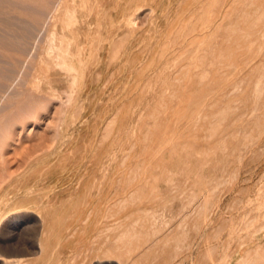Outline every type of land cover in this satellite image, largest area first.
Returning a JSON list of instances; mask_svg holds the SVG:
<instances>
[{
  "label": "rangeland",
  "instance_id": "obj_1",
  "mask_svg": "<svg viewBox=\"0 0 264 264\" xmlns=\"http://www.w3.org/2000/svg\"><path fill=\"white\" fill-rule=\"evenodd\" d=\"M5 1L0 264H264V0Z\"/></svg>",
  "mask_w": 264,
  "mask_h": 264
},
{
  "label": "bare ground",
  "instance_id": "obj_2",
  "mask_svg": "<svg viewBox=\"0 0 264 264\" xmlns=\"http://www.w3.org/2000/svg\"><path fill=\"white\" fill-rule=\"evenodd\" d=\"M11 1V0H10ZM16 1V0H15ZM20 1H24V0H20ZM32 1V0H31ZM38 1H41V0H38ZM38 1L36 2V1H34V2H36V4L38 3ZM251 1V0H250ZM25 2L26 3H28L27 2V0H25ZM24 2V3H25ZM42 2V1H41ZM44 2V1H43ZM252 2H254L253 0H252ZM252 2L250 3V4H252ZM23 3V2H22ZM31 4H32V2H30ZM45 3V2H44ZM47 4L49 3V2H46ZM6 4V1L5 0H0V28H1V26H3V24H4V22H3V17L5 16L4 15V13H3V11L5 12V8H4V5ZM16 4V3H15ZM17 4H19V3H17ZM31 4H29V5H31ZM36 4H32L31 6L32 7H34V5L35 6H37V9H34V11H41L42 9H41V7H39L38 8V5H39V3L36 5ZM41 5H42V3H40ZM44 4V6L42 7L43 8V14L42 15H44V13L47 15H49L50 13H51V8H50V5L48 4ZM249 4V5H250ZM47 5V6H46ZM249 5H248V7H249ZM6 6V5H5ZM40 6V5H39ZM255 6H258V5H256V3H255V5H254V3H253V5H252V7H255ZM32 7H30V8H32ZM251 7V6H250ZM249 7V10L251 9ZM6 8H7V6H6ZM27 8V7H26ZM256 8V7H255ZM261 8V7H260ZM260 8L258 7V9L257 10H260ZM45 9V10H44ZM263 9V8H262ZM33 10V9H32ZM253 10V9H252ZM248 11V10H247ZM15 12V11H14ZM32 12V11H31ZM257 12V11H256ZM20 13V12H19ZM53 13V12H52ZM3 15V16H2ZM33 15V14H32ZM46 15H44V16H46ZM262 15H264V13L262 14ZM13 16V15H12ZM16 16V15H15ZM38 17V16H37ZM49 17V16H48ZM47 17V18H48ZM53 17V16H52ZM31 18H33V16L31 17ZM40 18V17H39ZM260 18V17H259ZM34 19H36V18H34ZM45 19V18H44ZM43 19V20H44ZM50 19V18H49ZM41 20L42 19H38L37 21L35 20H30L29 22H30V24L29 25H31V26H33V27H37V29H38V26L40 27V25L43 23V22H41ZM48 20V19H47ZM9 21V20H8ZM26 21V20H25ZM49 21V20H48ZM3 23V24H2ZM48 23V22H47ZM9 24V23H8ZM44 25H46V23H43L41 26L42 27H44ZM48 26V25H47ZM9 27V26H8ZM49 27V26H48ZM18 28V27H17ZM31 29V28H30ZM41 29V28H40ZM27 30V29H26ZM25 30V31H26ZM47 30V29H46ZM27 32V31H26ZM43 32V31H42ZM34 33V32H33ZM32 33V34H33ZM9 34V33H8ZM22 34V33H21ZM31 34V33H30ZM40 34H42V33H40ZM237 33H235V37L236 36H238V35H236ZM20 35V34H19ZM241 35V34H240ZM249 35V34H248ZM22 36V35H21ZM241 36H245L246 37V35H241ZM6 37V36H5ZM37 37V36H36ZM248 37V36H247ZM241 38V37H240ZM249 38V37H248ZM5 39V38H4ZM14 39V38H13ZM29 39V38H28ZM38 39V38H37ZM243 39V38H242ZM247 39V38H246ZM39 40V39H38ZM237 40V39H236ZM235 40V41H236ZM3 41V40H2ZM41 41V40H40ZM238 41V40H237ZM18 43V42H17ZM223 43H224V41H223ZM252 43V42H251ZM7 44V43H6ZM33 44V43H32ZM226 44V43H225ZM224 44V45H225ZM35 45V44H34ZM254 45V44H253ZM35 47V46H34ZM223 47V46H222ZM243 47V46H242ZM17 48V47H16ZM221 49V48H220ZM253 49V48H252ZM15 50V49H14ZM32 50H33V48H32ZM31 50V51H32ZM37 50V49H36ZM219 50V49H218ZM16 51V50H15ZM250 51V50H249ZM13 52V51H12ZM25 52V51H24ZM28 52H29V50H28ZM221 52V51H220ZM33 53V52H32ZM21 54V53H20ZM30 54V53H29ZM205 54V53H204ZM223 54V53H222ZM208 56H209V53L207 54ZM210 55H213V57L212 58H214V57H216V56H214V55H216V54H214V53H211ZM26 56V55H25ZM205 56H206V54H205ZM230 56H232V55H230ZM27 57V56H26ZM28 57H29V55H28ZM31 57V56H30ZM33 57V56H32ZM211 57V56H210ZM219 57H220V55H219ZM0 58H1V61L3 62V61H6L7 63L9 62L11 65L9 66V67H12V68H10L9 70H11L12 69V73L13 74H16L18 71V64H17V62L19 61L18 60V58L15 56H12V55H10L9 54V52H7V51H5L3 48H1L0 47ZM204 57H202V60L204 61L206 58L208 59V57L206 56V58H204ZM23 58H21V60H22ZM28 59V58H27ZM35 59V58H34ZM227 59V58H226ZM229 59V58H228ZM18 60V61H17ZM20 60V61H21ZM209 60V59H208ZM222 60H224V59H222ZM23 61V60H22ZM206 61V62H205ZM204 62L206 63V65L208 64L207 62V60H205ZM211 61V66L213 65L212 64V60H210ZM26 62V61H25ZM201 62V61H200ZM203 62V63H204ZM202 63V62H201ZM202 63V64H203ZM205 63H204V66H205ZM214 63V62H213ZM217 63V62H216ZM221 63V62H220ZM209 65V64H208ZM195 67H196V65H194ZM199 66V63L197 64V67ZM201 67H203V73L204 74H208V72H210V71H206L205 72V70H206V66L204 67V66H202V65H200ZM211 66L209 67L210 69H211ZM215 66V65H214ZM213 66V67H214ZM195 67L194 68H192L193 70L195 69ZM201 67H199L200 68V70H201ZM208 67V66H207ZM212 67V68H213ZM218 67H219V65H218ZM233 67V66H232ZM235 67H237V66H235ZM23 68V67H22ZM199 68H196V70L197 69H199ZM204 68H205V70H204ZM208 68V69H209ZM6 69V68H5ZM8 69V68H7ZM34 69V68H33ZM2 70H4V69H2ZM8 70V71H9ZM198 71V70H197ZM202 72V71H201ZM9 73H11V72H9ZM192 73V72H191ZM200 74V73H199ZM202 74V73H201ZM204 74H202L203 75V77L202 78H204L205 76H204ZM9 75V74H8ZM209 75H210V73H209ZM13 76V75H12ZM224 76V75H223ZM4 77V76H3ZM18 77V76H17ZM5 78V77H4ZM15 79H17L18 80V78H16V77H14ZM206 78V77H205ZM208 78V77H207ZM7 79V78H6ZM11 79V78H10ZM13 79V78H12ZM199 79V78H198ZM3 80V79H2ZM16 80V81H17ZM209 80V79H208ZM4 81V80H3ZM16 81L14 80V82L16 83ZM180 81V80H179ZM11 83L10 84H12L13 83V80L12 81H10ZM18 82V81H17ZM200 82H202V81H200ZM9 83V82H8ZM9 84V85H10ZM17 84V83H16ZM8 84L6 85V84H3V82H0V89L1 90H6V92H7V94H9L8 92H10V91H13L14 90V87L15 86H13V84L12 85H10L9 86ZM18 85V84H17ZM21 85V84H20ZM211 86H212V84H211ZM210 88V87H209ZM239 88V87H238ZM237 88V89H238ZM0 90V91H1ZM6 92H4V93H6ZM11 95V94H10ZM5 96V95H4ZM12 96V95H11ZM18 96V95H17ZM19 97V96H18ZM24 97V96H23ZM9 98H12V97H10L9 96ZM9 98H6L5 99V97H2V100H7V99H9ZM25 98V97H24ZM10 100V99H9ZM27 100H29L28 98H27ZM194 101V100H193ZM13 102V101H12ZM9 103V102H8ZM29 103V102H28ZM24 104V103H23ZM22 104V105H23ZM31 104V103H30ZM4 105V104H3ZM7 105V104H6ZM5 105V106H6ZM24 105H26L25 107L27 108L28 106H27V102H26V104H24ZM33 106H34V104H32ZM1 107V106H0ZM18 107H19V105H18ZM2 108H5V107H2ZM12 108V107H11ZM36 108V107H35ZM7 109V108H6ZM30 109V108H29ZM3 111V110H2ZM5 111H7V110H5L4 109V112ZM19 111V110H18ZM32 112V111H31ZM1 115V114H0ZM7 115V114H6ZM5 114H4V116H0V160L1 161H3V159H5V155H6V151L7 150H10L9 148L10 147H12V143H13V137H12V134H13V132H14V129H13V131H12V129H10V127L12 126V124H10V126L8 127V125L6 126H4V119H8L9 120V118H10V116L8 117V115L6 116ZM34 115V114H33ZM36 122H37V124H38V122H41V120H42V116H39V113H38V115L36 116ZM17 120V119H16ZM18 121V120H17ZM9 121H7V123H8ZM40 124V123H39ZM6 127V128H5ZM12 128V127H11ZM15 135V134H14ZM178 237V236H177ZM7 260L8 259H6V262H7ZM0 261H3V262H5L4 261V259L1 257V255H0ZM16 261H17V259H16ZM19 261V260H18ZM21 261V260H20ZM101 262V261H100ZM110 262V261H109ZM109 262L107 261V263L109 264ZM101 263H103V261L101 262Z\"/></svg>",
  "mask_w": 264,
  "mask_h": 264
}]
</instances>
